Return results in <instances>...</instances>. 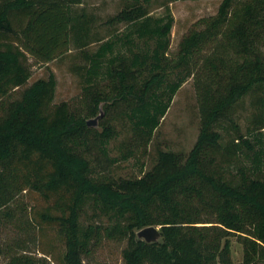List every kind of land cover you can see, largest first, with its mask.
Segmentation results:
<instances>
[{
	"label": "trees",
	"instance_id": "trees-1",
	"mask_svg": "<svg viewBox=\"0 0 264 264\" xmlns=\"http://www.w3.org/2000/svg\"><path fill=\"white\" fill-rule=\"evenodd\" d=\"M82 1L0 0V99L29 80L28 55L48 63L69 52L72 42L80 50L75 70L86 97L82 108L53 103L57 79L51 72L0 116V207L24 190H38L49 202L39 213L42 223L65 236L63 264H85L82 254L102 237L128 238L126 264H260L264 0H223L216 14L201 17L182 37L174 54L170 3L176 0H162L160 15L150 10L156 0H126L109 17L113 28L106 35L93 32V14L73 10ZM92 43L98 44L94 50ZM190 77L202 118L189 154L161 151L138 177L116 180L99 172L102 159L117 160L108 152L116 131L103 122L99 132L88 119L122 105L120 115L136 141L148 142ZM247 95L253 111L243 131L234 109ZM87 200L126 222L82 230ZM149 225L161 226L162 242L137 238L136 230ZM232 236L243 243L241 262L232 259ZM8 264L45 263L21 254Z\"/></svg>",
	"mask_w": 264,
	"mask_h": 264
},
{
	"label": "rangeland",
	"instance_id": "rangeland-1",
	"mask_svg": "<svg viewBox=\"0 0 264 264\" xmlns=\"http://www.w3.org/2000/svg\"><path fill=\"white\" fill-rule=\"evenodd\" d=\"M222 1L176 0L170 3L175 20L170 54L178 50L182 37L195 27L201 17L218 12ZM126 3V0H83L81 3L73 4L72 8L78 13L85 11L87 14H93L96 19L93 22V32L106 35L113 28L108 22L109 17L124 9ZM150 10L154 15L163 14L165 7L162 5V0L152 2ZM118 27L123 30L125 24H119ZM97 46V43H92L88 48L94 50ZM81 62L80 50L73 42L69 52L48 63H41L28 55L31 76L25 84L0 99V116L5 117L10 104L22 99L26 88L40 78L49 77L51 72L55 73L57 79L53 103L67 101L72 107L82 108L86 97L81 78L75 70L76 65ZM123 109L122 105L112 107L108 109V112H104L102 108L97 115L101 116L97 119V124L93 126L102 132L104 123H112L116 131L115 137L108 144V152L111 159L117 160L110 162V159H102L97 168L107 177L119 180L141 176L152 168L161 151H173L185 158L198 139L202 110L192 77L175 94L167 114L148 142L136 141L129 121L124 115H120ZM252 111L251 95L241 99L234 109V117L241 124L243 131L251 118ZM48 205L49 202L38 190L27 189L17 194L7 205L0 207V264H8L13 256L21 254L39 258L41 263L45 264H63L62 259L67 250L65 236L60 233L58 226L42 223L39 215ZM120 221L126 222L120 216L117 218V215L112 212L105 214V211H101V205L94 200H87L79 219L82 230L88 229L89 226L95 227L97 224L106 226L122 223ZM128 245V238L102 237L97 243L93 241L88 252L82 254L83 262L85 264H126L124 249ZM243 257V243L236 236H232L233 261L241 262ZM260 264H264V261Z\"/></svg>",
	"mask_w": 264,
	"mask_h": 264
},
{
	"label": "water",
	"instance_id": "water-1",
	"mask_svg": "<svg viewBox=\"0 0 264 264\" xmlns=\"http://www.w3.org/2000/svg\"><path fill=\"white\" fill-rule=\"evenodd\" d=\"M101 115L97 116L96 118L88 119L87 123L89 126H95L97 124V119ZM137 238L140 240H145L148 243L154 242H162L163 237L160 231V228L156 225H149L143 227L137 231Z\"/></svg>",
	"mask_w": 264,
	"mask_h": 264
}]
</instances>
